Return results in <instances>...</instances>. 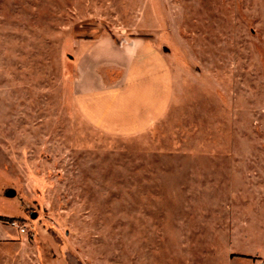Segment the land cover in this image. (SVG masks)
<instances>
[{
	"label": "rangeland",
	"instance_id": "374dc122",
	"mask_svg": "<svg viewBox=\"0 0 264 264\" xmlns=\"http://www.w3.org/2000/svg\"><path fill=\"white\" fill-rule=\"evenodd\" d=\"M132 37L172 102L113 137L74 80ZM0 264H264V0H0Z\"/></svg>",
	"mask_w": 264,
	"mask_h": 264
},
{
	"label": "crops",
	"instance_id": "0c3cea01",
	"mask_svg": "<svg viewBox=\"0 0 264 264\" xmlns=\"http://www.w3.org/2000/svg\"><path fill=\"white\" fill-rule=\"evenodd\" d=\"M104 41L97 40L81 56L75 104L82 118L105 135H140L164 117L172 102L170 62L144 37L110 46L113 53L100 52L97 46Z\"/></svg>",
	"mask_w": 264,
	"mask_h": 264
},
{
	"label": "built area",
	"instance_id": "2783aa9c",
	"mask_svg": "<svg viewBox=\"0 0 264 264\" xmlns=\"http://www.w3.org/2000/svg\"><path fill=\"white\" fill-rule=\"evenodd\" d=\"M11 224L13 226H15L22 233H25L27 231V227L23 223H18L17 221H12Z\"/></svg>",
	"mask_w": 264,
	"mask_h": 264
},
{
	"label": "water",
	"instance_id": "95a60500",
	"mask_svg": "<svg viewBox=\"0 0 264 264\" xmlns=\"http://www.w3.org/2000/svg\"><path fill=\"white\" fill-rule=\"evenodd\" d=\"M12 193H13L12 191H9L7 194H9V195H10V194H12Z\"/></svg>",
	"mask_w": 264,
	"mask_h": 264
}]
</instances>
